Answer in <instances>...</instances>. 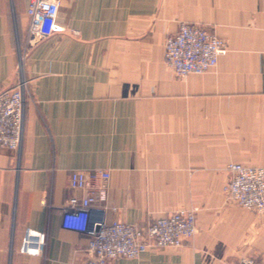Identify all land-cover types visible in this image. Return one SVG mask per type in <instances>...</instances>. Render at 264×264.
Returning a JSON list of instances; mask_svg holds the SVG:
<instances>
[{
	"label": "crops",
	"instance_id": "1",
	"mask_svg": "<svg viewBox=\"0 0 264 264\" xmlns=\"http://www.w3.org/2000/svg\"><path fill=\"white\" fill-rule=\"evenodd\" d=\"M28 4L0 0V90L17 79ZM57 21L25 60L23 144L0 147V264H83L90 238L62 226V205L82 193L70 171L97 168L111 174L108 222L198 209L190 241L110 264H264V214L223 190L230 163L264 167V0H61ZM183 21L227 51L178 78L164 44ZM27 228L48 232L42 255L20 252Z\"/></svg>",
	"mask_w": 264,
	"mask_h": 264
},
{
	"label": "built area",
	"instance_id": "2",
	"mask_svg": "<svg viewBox=\"0 0 264 264\" xmlns=\"http://www.w3.org/2000/svg\"><path fill=\"white\" fill-rule=\"evenodd\" d=\"M61 0H29L28 26L23 43L17 46L15 83L0 90V147L20 150L24 139L26 103L32 100L31 84L24 71L25 60L40 41L65 29L57 21ZM165 61L178 78L215 68L227 51L225 41L203 25L181 22L177 32L165 40ZM225 186L228 197L239 206L264 212V167L232 162ZM109 169L71 170L69 186L80 190L62 205V226L87 234L88 258L83 264H110L118 258H137L149 249L182 246L198 232L197 208L179 209L145 224L121 220L108 222L105 213L113 208L107 201ZM49 234L27 228L20 252L42 255ZM225 264H261L253 257H240Z\"/></svg>",
	"mask_w": 264,
	"mask_h": 264
},
{
	"label": "rangeland",
	"instance_id": "3",
	"mask_svg": "<svg viewBox=\"0 0 264 264\" xmlns=\"http://www.w3.org/2000/svg\"><path fill=\"white\" fill-rule=\"evenodd\" d=\"M241 163V162H240ZM244 164V163H243ZM247 165V164H246ZM251 166V165H250ZM256 167H261V166H256ZM226 186V185H225ZM223 190H224V192L226 193V190H225V187L223 188ZM252 212V211H251ZM254 213H256V214H264V212L263 213H257V212H254ZM253 257V258H255L258 262H260L261 263V261H259V259L257 258V257H255V256H253V255H245V257ZM241 257H244V256H241ZM240 258V257H239ZM262 264V263H261Z\"/></svg>",
	"mask_w": 264,
	"mask_h": 264
}]
</instances>
